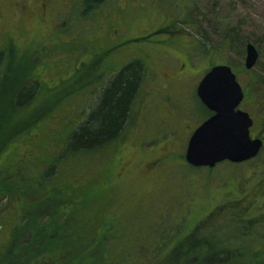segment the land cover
<instances>
[{
  "label": "rangeland",
  "instance_id": "374dc122",
  "mask_svg": "<svg viewBox=\"0 0 264 264\" xmlns=\"http://www.w3.org/2000/svg\"><path fill=\"white\" fill-rule=\"evenodd\" d=\"M86 4L0 0V258L9 253L12 227L24 208L44 209L55 197L66 199L70 178L88 193L90 207L83 214L104 228L124 225L120 233L107 231L124 244L114 245L120 250H112L105 264H173L188 248L205 246L211 253L229 240L236 244L229 248L231 264H264V166L256 167L264 162V0H102L94 9ZM111 26L128 39L110 51L120 50L109 56L113 67L133 59L149 71L135 106L150 126L142 139L150 138L132 147L137 135L130 127L114 151L72 168L73 156H54L90 112L94 97L88 99L100 91L106 49L119 41L111 40ZM157 40L174 54L156 47ZM247 44L258 53L251 70L243 66ZM216 65L229 66L242 88L239 108L253 121L250 136L263 143L261 158L193 168L184 161V132L202 120L193 113L192 93ZM53 157L58 176L40 177ZM111 176L113 187L105 183ZM40 179V200L15 193L18 187L34 192ZM82 197L63 201L60 209H79Z\"/></svg>",
  "mask_w": 264,
  "mask_h": 264
},
{
  "label": "trees",
  "instance_id": "16d2710c",
  "mask_svg": "<svg viewBox=\"0 0 264 264\" xmlns=\"http://www.w3.org/2000/svg\"><path fill=\"white\" fill-rule=\"evenodd\" d=\"M101 1L85 0V3L89 9H94L98 3L101 4ZM144 80L145 70L141 61L132 62L109 78L103 88H99L100 91L94 95L90 112L73 125L74 127L65 137L63 146L54 157L62 159V157L70 155L76 160L72 163V168L81 165L87 167L89 163L84 161H90L89 157L96 154L104 156L108 149L114 151V146L124 136L131 121L132 107L141 92ZM26 84L38 86L36 81L30 83L26 81ZM31 98L32 95L28 100ZM19 100L20 97L15 100L17 101L16 106L20 105ZM195 102L196 106H194L193 112L199 120H205L211 115L196 98ZM261 152L262 150L254 159L255 161H259ZM54 157L46 162L47 166L40 177H44L45 172L53 173L54 165L50 161ZM76 158L82 162L77 161L79 159ZM257 166H264V162L256 163ZM57 176L56 173H53L52 179ZM110 180V177L105 179L107 186L111 182ZM67 182L71 183L73 188H71L70 196L68 195L69 197L66 199L55 197L54 204L49 202L48 208L44 209H41L39 205L33 208L32 206L24 208L25 213L19 215V218L16 219L17 224L12 227L9 253L6 257L0 258V264H105L110 259L112 250H120L114 245H123L124 242L114 239L112 233L107 236V231H113L115 234L120 233L119 228L123 229L124 225L119 227L118 224H110L104 228L102 223L95 222L92 215L83 214L90 207L89 200L85 196L87 192L81 191L70 178ZM42 185L44 184L41 180V183L35 185L34 192L21 191L18 187L15 193L26 197L29 201L30 198L40 200ZM111 190L110 187V193ZM56 193L59 195V192ZM77 197H82L83 210L80 206L79 209L72 210L67 214L63 213L60 209L63 201L71 203ZM113 200L114 198L110 194V202ZM24 202L26 203V201ZM239 221L242 225H247V221ZM166 244H169V240ZM233 245H236L234 241L229 240L226 242V248L211 253L205 250V246L200 250L193 246L188 248L186 253L184 252L183 259L179 261L174 259L173 264H231L233 254L229 252V248ZM132 264L149 263L135 260ZM156 264L163 263L157 262Z\"/></svg>",
  "mask_w": 264,
  "mask_h": 264
},
{
  "label": "water",
  "instance_id": "95a60500",
  "mask_svg": "<svg viewBox=\"0 0 264 264\" xmlns=\"http://www.w3.org/2000/svg\"><path fill=\"white\" fill-rule=\"evenodd\" d=\"M258 53L245 46V70L255 67ZM201 105L211 113L192 132L185 148L184 161L193 168H213L222 162L241 164L255 159L263 143L250 136L253 121L240 110L244 95L232 69L227 65L211 67L196 87Z\"/></svg>",
  "mask_w": 264,
  "mask_h": 264
},
{
  "label": "flooded vegetation",
  "instance_id": "af4514ba",
  "mask_svg": "<svg viewBox=\"0 0 264 264\" xmlns=\"http://www.w3.org/2000/svg\"><path fill=\"white\" fill-rule=\"evenodd\" d=\"M189 13H191V12H189ZM111 29H114V30H112V32H110V34H109V36L111 35V40H119V41H117V42H114V43H112L109 47H108V49H106V56L108 55V57L110 56V55H115L116 53H118L119 51H116V52H113V54L112 53H110V51L112 50V49H114L115 47H117V48H119V47H121L120 45L122 44V43H124L123 41H125V40H128V39H123L124 38V36H122L123 35V33H121V35L120 34H118L117 33V30H116V28L114 27V26H111ZM164 31V30H163ZM162 32V31H161ZM112 36H114L115 38H113L112 39ZM145 37H147V36H144V38ZM122 39V40H121ZM162 41V40H161ZM152 43H154V42H152ZM155 43H158V45L156 46V47H161V49H163V51H164V53H166V54H174L173 52V50L171 49L172 47L170 46V45H165L167 48H163V46H162V42H160V40L158 41L157 40V42H155ZM149 46V44L148 45H146V46H144V47H148ZM168 47H171L170 49H168ZM116 49V48H115ZM0 53H2V51H5L3 48H1L0 47ZM109 53V54H108ZM92 55V54H91ZM96 55V54H95ZM95 55H92L91 57L93 58V57H99V55L97 54L96 56ZM105 55H104V57H105ZM90 57V58H91ZM106 58V60H105V62H104V64H103V68L105 69V72H103V81H102V85H100V86H98V89L99 88H103V86H104V84H105V81L104 80H106V78L107 77H110V78H112L113 77V75L115 74V73H119L123 68H125V67H127L128 65H130L133 61V59H131V60H129V61H127V62H125L123 65H120V66H118V67H113L114 66V61H112L111 60V58L112 57H109V58ZM140 60V59H139ZM109 61H111V62H109ZM142 63H143V68H144V70H145V74L146 75H148L149 74V71L148 70H146V67L144 66V62L142 61V60H140ZM199 83V82H198ZM197 87V86H196ZM195 91H194V93H192L193 95V97H194V99L196 98V100L200 103V101L198 100V98H197V96H196V88L194 89ZM97 93V92H96ZM96 93H93L92 95H91V97L88 99V100H91V98H92V96L94 97V95L96 94ZM140 96H141V93L139 94V96L137 97V99L139 98L140 99ZM135 102H137V100L135 101ZM201 104V103H200ZM135 108H136V110H135ZM193 109V108H192ZM132 111H133V113H132V118H131V121H130V123H129V125H128V128H127V130L130 128V127H132V129L133 130H135V134L137 135V140H136V142H134L133 144H131V146L133 147V146H135V145H138V144H140V143H143V141H145V140H147L148 138H150V137H145V139H142L143 137H142V135L144 136V134L143 133H145L146 132V130H149L150 129V126H148L147 125V122H146V118L144 117V116H142L138 111H139V106H135V103L133 104V107H132ZM194 113V112H193ZM189 114L191 115V117H192V114H191V112H190V109H189ZM189 114H187L188 116H189ZM194 115V114H193ZM211 116V115H210ZM209 116V117H210ZM142 117V118H141ZM190 117V116H189ZM208 118V117H207ZM206 118V119H207ZM193 119H195V118H193ZM205 119V120H206ZM169 121V120H168ZM204 120H202L201 121V123L203 122ZM141 122V123H140ZM157 124H159V125H161L162 123H161V120L160 119H158L157 120V122H156ZM200 125V124H199ZM198 125V126H199ZM198 126H196L194 129H193V127L191 128V127H189V129H191L190 131H185L184 133H185V135L186 136H188V138H186V139H188L189 140V138H190V136H191V134H192V132L198 127ZM126 130V131H127ZM133 132V131H132ZM126 133V132H125ZM124 136H125V134H124ZM124 136L123 137H121V139H119L118 140V142H117V144H116V146H114V148H116L117 146H118V144L121 142V140L124 138ZM139 136V137H138ZM188 140H186L187 142H188ZM187 144V143H186ZM185 144V145H186ZM139 146V145H138ZM151 146V145H150ZM117 152V151H116ZM147 153V152H146ZM113 155H116V154H114L113 153ZM115 157V156H114ZM251 161V160H250ZM249 162V161H248ZM151 164L152 163H148L147 165H146V167H147V169L148 168H152V166H151ZM111 182H109L108 184H110L111 185V187H113V186H115V184H114V182H115V180H114V176H111V180H110ZM117 182L119 181V180H116ZM116 183V182H115ZM109 186V185H108Z\"/></svg>",
  "mask_w": 264,
  "mask_h": 264
}]
</instances>
